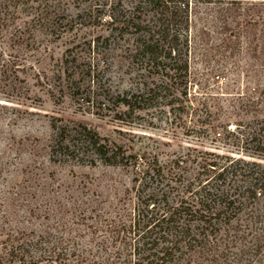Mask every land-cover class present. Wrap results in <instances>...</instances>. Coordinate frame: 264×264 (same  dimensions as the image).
Here are the masks:
<instances>
[{"label": "rangeland", "instance_id": "1", "mask_svg": "<svg viewBox=\"0 0 264 264\" xmlns=\"http://www.w3.org/2000/svg\"><path fill=\"white\" fill-rule=\"evenodd\" d=\"M41 1L4 10L0 17L6 27L0 61L14 66L0 70V207H11L13 221L23 220L38 236L50 233L42 247L67 249L65 258L31 264H86L77 254L99 250L107 234L96 229L101 222L90 226L97 217L82 220L84 213L132 207L136 181L130 169L94 160L89 150L83 156L54 155L57 131L65 128L64 135L72 136L85 125L112 147L156 155L163 163L192 147L239 156L237 146H216L199 127L201 120L210 121L235 139L238 130L264 118V0H189L190 25L179 45L180 64L188 65L182 94L173 106L159 99L133 110L120 104L118 94L142 81V71L129 57L134 45L128 34L110 29L133 22L134 3L46 0L48 8L29 6ZM64 59L73 63L66 72ZM90 65L99 82L90 80ZM72 72L75 80L68 76Z\"/></svg>", "mask_w": 264, "mask_h": 264}, {"label": "trees", "instance_id": "2", "mask_svg": "<svg viewBox=\"0 0 264 264\" xmlns=\"http://www.w3.org/2000/svg\"><path fill=\"white\" fill-rule=\"evenodd\" d=\"M31 1L37 0H0V17L7 13L4 10L22 8ZM43 1L29 6L48 8ZM130 1L134 3L133 22L126 21L110 30L128 34V40H132L134 49L129 57L138 61L143 80L119 93V102L132 110L149 107L159 99H167L173 106L178 100L176 94H182L180 80L188 75L187 63L180 64L179 45L182 30L187 31L190 25V1ZM230 1L233 4L241 0ZM5 31L0 22V35ZM101 38L99 35L94 41H107L110 35ZM63 63L64 72L73 67L68 59ZM12 67L13 63L0 61V70ZM74 73L68 75L73 80ZM88 74L90 80L99 82L91 65ZM88 92L89 97L94 93ZM186 107L192 112L198 110L190 104ZM200 122L199 131L202 129L204 135L212 137L213 144L237 146L241 154L192 147L163 163L156 155L143 157L128 153L121 145L112 147L85 125L72 136L64 135L65 128L57 131L52 143L54 155L83 156L89 150L94 160L130 169L136 181L132 207L123 205L109 214L84 213L82 220L97 217L90 226L101 222L96 229L106 231L107 235L99 250H81L77 254L81 261L86 264H264V118H257V124L244 132L238 130L235 139L222 135L218 124ZM13 214L16 215L11 207H0V236H6L0 238V264H31L67 256L66 247L60 251L57 247H42L50 242V233L38 236L33 227L22 225L23 220L13 221ZM34 236L38 237L34 239ZM34 250L45 253L40 252L36 257Z\"/></svg>", "mask_w": 264, "mask_h": 264}]
</instances>
